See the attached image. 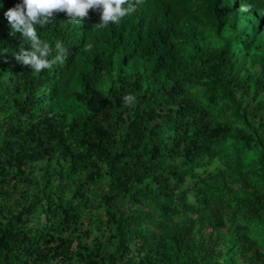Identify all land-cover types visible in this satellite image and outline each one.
I'll return each mask as SVG.
<instances>
[{
    "label": "trees",
    "instance_id": "trees-1",
    "mask_svg": "<svg viewBox=\"0 0 264 264\" xmlns=\"http://www.w3.org/2000/svg\"><path fill=\"white\" fill-rule=\"evenodd\" d=\"M21 2L0 0V264H264V0L58 12L39 74Z\"/></svg>",
    "mask_w": 264,
    "mask_h": 264
},
{
    "label": "clouds",
    "instance_id": "clouds-1",
    "mask_svg": "<svg viewBox=\"0 0 264 264\" xmlns=\"http://www.w3.org/2000/svg\"><path fill=\"white\" fill-rule=\"evenodd\" d=\"M139 2L140 0H22L5 12L11 26L10 34H19L22 41L15 57L36 74L51 69L56 63L63 62L66 49L60 41L55 43L54 48L42 41L37 26L44 27L53 21L58 12H65L67 21L79 24L88 16L90 9H98L101 11L100 23L94 27L106 28L110 23H120L125 16L134 12ZM239 10L247 12L249 6L242 4ZM25 44H30V49ZM136 100L134 94L123 97L126 107L133 106Z\"/></svg>",
    "mask_w": 264,
    "mask_h": 264
}]
</instances>
